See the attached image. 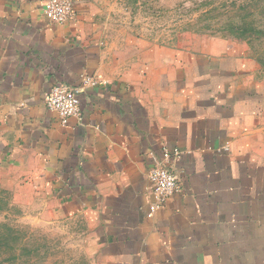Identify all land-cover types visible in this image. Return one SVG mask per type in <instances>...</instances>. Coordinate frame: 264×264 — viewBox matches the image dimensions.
Returning a JSON list of instances; mask_svg holds the SVG:
<instances>
[{"label": "crops", "instance_id": "crops-1", "mask_svg": "<svg viewBox=\"0 0 264 264\" xmlns=\"http://www.w3.org/2000/svg\"><path fill=\"white\" fill-rule=\"evenodd\" d=\"M46 1L0 0V158L85 213L97 264H264V163L242 144L262 114L259 68L189 52L127 68L86 41L81 2L52 24ZM57 83L82 89L81 122L46 107ZM165 148L181 152L180 190L150 214Z\"/></svg>", "mask_w": 264, "mask_h": 264}, {"label": "rangeland", "instance_id": "rangeland-1", "mask_svg": "<svg viewBox=\"0 0 264 264\" xmlns=\"http://www.w3.org/2000/svg\"><path fill=\"white\" fill-rule=\"evenodd\" d=\"M72 1L82 4L86 41L100 43L106 60L127 54L128 68L163 53L166 70L169 58L175 64L188 52L230 55L259 68L264 90V0ZM261 107L252 139L242 144L264 163ZM13 163L0 158V264H97L85 213L49 198L42 179Z\"/></svg>", "mask_w": 264, "mask_h": 264}, {"label": "built area", "instance_id": "built-area-1", "mask_svg": "<svg viewBox=\"0 0 264 264\" xmlns=\"http://www.w3.org/2000/svg\"><path fill=\"white\" fill-rule=\"evenodd\" d=\"M43 14L48 22L63 24L74 17V2L72 0H47L43 6ZM81 81L83 85L93 84L87 77H82ZM81 93V88L65 83H57L47 94L45 105L58 116L62 125H67L71 119L81 122ZM164 153V161L152 168L148 175L153 192L150 214L163 208L169 199L180 190V177L175 164L181 157V152L176 148H165Z\"/></svg>", "mask_w": 264, "mask_h": 264}]
</instances>
